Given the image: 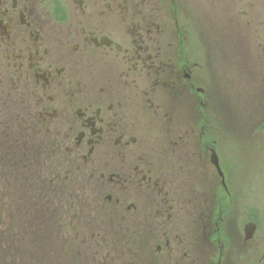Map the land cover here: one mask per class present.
<instances>
[{
    "label": "flooded vegetation",
    "instance_id": "af4514ba",
    "mask_svg": "<svg viewBox=\"0 0 264 264\" xmlns=\"http://www.w3.org/2000/svg\"><path fill=\"white\" fill-rule=\"evenodd\" d=\"M258 102L264 0H0V146L49 149L158 264H264Z\"/></svg>",
    "mask_w": 264,
    "mask_h": 264
},
{
    "label": "trees",
    "instance_id": "16d2710c",
    "mask_svg": "<svg viewBox=\"0 0 264 264\" xmlns=\"http://www.w3.org/2000/svg\"><path fill=\"white\" fill-rule=\"evenodd\" d=\"M10 160L8 154L0 152V193L3 194L0 197V264H149L147 256L149 252L152 255V249L136 224L123 221L121 213L106 212L107 218L113 217L121 227L129 226L128 230L132 231L128 237L118 236L113 248L110 244L103 247L98 240L104 236L97 238L100 232H94L88 226L89 214L76 209L80 202L74 190L68 198L70 201H65L51 194L65 186L58 183L52 188L55 178L46 183L43 179L46 176L36 163L23 165L21 157V165L11 166ZM67 207H72V228L63 232L65 242H60L55 225L60 220L59 214ZM80 227L81 231L77 232ZM74 232L77 239L80 236L82 244L76 245ZM132 239L140 241L139 249Z\"/></svg>",
    "mask_w": 264,
    "mask_h": 264
},
{
    "label": "rangeland",
    "instance_id": "374dc122",
    "mask_svg": "<svg viewBox=\"0 0 264 264\" xmlns=\"http://www.w3.org/2000/svg\"><path fill=\"white\" fill-rule=\"evenodd\" d=\"M255 107H256V111H263L264 110V103H262V102L255 103ZM257 114H258V112H257ZM261 114H264V112ZM225 138L230 139L231 137H230V135L227 136V134H226ZM46 149L44 150V152H42L43 154H41L40 156L35 158V160H33L34 163H36L35 165L38 167L39 171L42 174H45L46 177H43V179H46V180H44L46 183H51L53 181V178H55V181L52 184V188H55L56 184H58V183L63 184L65 186L64 188L60 189L59 191L51 192V194H53L55 196H59V197L63 198L65 201H70L68 198L72 197L71 193H73V190L75 192L80 191L79 193L81 195L84 194L85 198L78 197V202H80V203H79L78 208L76 207V209L80 208L81 211L85 212L86 214L87 213L89 214L88 226L94 232H96V231L100 232L98 234L97 238L101 237L102 235L104 236L103 239L98 240V241H100V243L102 244L103 247L105 245L110 244L111 248H113V245L115 244L116 240L118 239V236H119V238H122V235H124V236L127 235V237L130 236L131 235L130 232L132 230H130V231L128 230L129 226L123 225L121 227V224H119L117 222V220L114 219L113 217L107 218L108 215L106 213H102L100 215L99 214H97V215L92 214L89 210L88 202H87V201H89L91 203V200L87 197V195L84 192H81L82 191L81 184L79 182H77L72 177H66L65 171H62V173L60 175H58L57 177H54V175L58 174V173H56L57 163H55V161H53L56 159V156H54L53 153L50 152L49 149H47V150ZM0 152H4V153L8 154V158L10 159L9 153L11 151L8 152L7 148H4V146L3 147L0 146ZM254 158L258 159V161L260 159H264V148H260V150L257 149L255 152ZM63 160H64V156H63ZM12 162L13 161L10 160V165L15 166V162H13V163ZM34 163L32 162L31 164H34ZM260 167L263 168V164H261ZM2 196H3V194L0 193V197H2ZM59 219L60 220H57V223L55 225L56 230L59 231V241L65 242V240H64L65 234L63 232H66L67 230H69L70 227L72 228V224L70 223L72 220V207H67V208L63 209L61 211V213L59 214ZM81 229H82V227H80L79 230H76V231L80 232ZM83 232H84V229H83ZM56 235L58 237L57 232H56ZM73 236H74V240H75L76 245L82 244V240L79 239V237H80L79 235H78V239L76 238L75 232H74ZM83 237H84V235H83ZM132 240L134 241L135 247L137 249H139L141 246L140 241L138 240L136 242L134 239H132ZM145 248L148 249L147 244H145ZM152 248H153L151 250L152 255L149 252L148 256H147L148 257L147 258L148 263L149 264H155V263L158 264L162 260H159L156 258V256L154 255L155 254L154 247L152 246ZM148 251H149V249H148ZM107 259L109 261H113L111 259V257L110 258L107 257Z\"/></svg>",
    "mask_w": 264,
    "mask_h": 264
}]
</instances>
